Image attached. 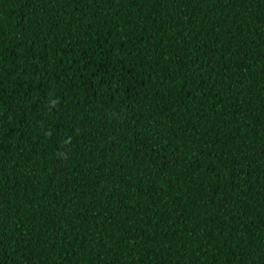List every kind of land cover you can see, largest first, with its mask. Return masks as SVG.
<instances>
[{
    "label": "trees",
    "instance_id": "1",
    "mask_svg": "<svg viewBox=\"0 0 264 264\" xmlns=\"http://www.w3.org/2000/svg\"><path fill=\"white\" fill-rule=\"evenodd\" d=\"M0 264H264V0H0Z\"/></svg>",
    "mask_w": 264,
    "mask_h": 264
}]
</instances>
